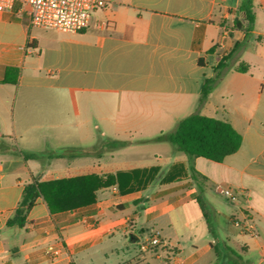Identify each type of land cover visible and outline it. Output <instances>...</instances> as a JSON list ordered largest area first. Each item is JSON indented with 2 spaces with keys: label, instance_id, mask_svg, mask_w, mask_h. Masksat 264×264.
Listing matches in <instances>:
<instances>
[{
  "label": "crops",
  "instance_id": "0c3cea01",
  "mask_svg": "<svg viewBox=\"0 0 264 264\" xmlns=\"http://www.w3.org/2000/svg\"><path fill=\"white\" fill-rule=\"evenodd\" d=\"M105 1L78 33L31 27L19 3L0 10V264H264V0H253V37L203 102L206 81L245 40L234 27L244 20L240 0ZM240 63L248 72L234 70ZM94 100L113 136L90 116ZM125 104L140 113L112 120ZM192 114L229 122L242 136L238 152L217 163L154 141ZM150 142L170 147L123 154ZM89 174H119L121 185L54 215L38 198L23 228L9 225L26 185ZM226 187L245 201H228ZM172 213L198 218L202 236L191 227L173 235ZM154 229L164 243L143 252ZM181 237L193 249L187 256Z\"/></svg>",
  "mask_w": 264,
  "mask_h": 264
},
{
  "label": "trees",
  "instance_id": "16d2710c",
  "mask_svg": "<svg viewBox=\"0 0 264 264\" xmlns=\"http://www.w3.org/2000/svg\"><path fill=\"white\" fill-rule=\"evenodd\" d=\"M238 11L244 17V20L235 21L234 27L245 32V40L237 43L233 51L219 63L218 74L206 81L200 97L202 102L206 100L224 70L232 63L233 59L239 57L241 50L248 45L253 37L256 20L253 0H240ZM234 70L239 73H246L249 67L245 63H240ZM154 141H169L177 151L190 157H202L221 163L226 157L238 152L242 145V136L227 121L192 114L182 119L174 132L170 134L162 133ZM127 144L123 141H109L106 146L114 149L124 147ZM68 152L73 153V155H80L87 153V150L70 149ZM23 156L29 159L41 155L23 153ZM120 179L121 175L119 174L105 176L89 174L55 180H36L25 186L22 199L13 219L9 221V225L23 228L27 215L38 198L44 200L52 215L71 212L94 204L97 200V192L100 189L115 184L121 185ZM209 225L211 226V222Z\"/></svg>",
  "mask_w": 264,
  "mask_h": 264
},
{
  "label": "built area",
  "instance_id": "2783aa9c",
  "mask_svg": "<svg viewBox=\"0 0 264 264\" xmlns=\"http://www.w3.org/2000/svg\"><path fill=\"white\" fill-rule=\"evenodd\" d=\"M16 3L27 7L31 27L68 33H78L86 29L93 13L107 6L105 0H0V10L11 9ZM220 193L232 203L238 201L237 195L230 188H221ZM234 223L238 227L242 226L237 220ZM242 227L253 232L250 225ZM163 243L161 232L154 229L140 249L147 252Z\"/></svg>",
  "mask_w": 264,
  "mask_h": 264
},
{
  "label": "rangeland",
  "instance_id": "374dc122",
  "mask_svg": "<svg viewBox=\"0 0 264 264\" xmlns=\"http://www.w3.org/2000/svg\"><path fill=\"white\" fill-rule=\"evenodd\" d=\"M130 107H132V109H129ZM90 116L94 118L95 120V123L96 125L98 124V126L100 127V131H105V132H111V133H108V134H111V136H113V133H112V130L111 129H106L104 127V121L102 120L103 118V107H102V102L100 100H94V103L92 104V107L90 108ZM115 111H113L111 109V115H110V118L113 120V119H119L120 122L123 121L125 118L124 116H129V117H133L134 115H137L139 114V106H137L136 104H133V105H128V104H125L123 109H122V112L119 114V113H114ZM108 115V113H107ZM124 118V119H123ZM98 128L95 129L96 131V134H97V131H99ZM111 130V131H109ZM144 132H148L147 134H145L144 136H149L147 138H151V134L150 131H146L144 130ZM123 139H126V140H138L139 138V135H135L134 137H130L129 135H123ZM131 148L130 149H125V151L123 152L124 155H132V154H135L136 152H140V151H152V149H155V148H166V147H170V144L168 143H161V144H158V143H155V142H150V143H146V144H133L130 146ZM226 188H230L232 189V191H234V193L237 195L238 199L242 202L245 201V197L242 193H240L238 191V189H236L235 187H226ZM158 201L154 202L152 201L151 203H146L144 206L145 208H148L150 206H153L155 205ZM139 213L142 214L143 213V210L140 209L139 210ZM130 214L129 211H125L121 214V216H126ZM173 218L174 219V224H173V229H172V234L173 235H180V236H183L184 235V231H188L191 228H193V232L198 236V238H200L204 232V225L202 223H200L199 219L198 218H192L189 222H183V221H180L178 222L177 221V217H176V213H172L170 215V218ZM166 222V219L162 221L163 224H165ZM180 243H181V250L183 252V255L184 256H187L189 253H191L193 251V249L190 247V240L189 238H183L181 237L180 238ZM150 264H159L160 262L154 258L152 259H148L147 260ZM144 264H147L145 263V261H143Z\"/></svg>",
  "mask_w": 264,
  "mask_h": 264
}]
</instances>
